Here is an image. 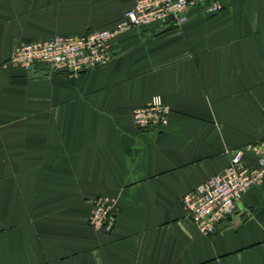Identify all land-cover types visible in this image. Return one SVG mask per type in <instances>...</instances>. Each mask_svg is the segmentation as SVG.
<instances>
[{
    "label": "crops",
    "instance_id": "obj_1",
    "mask_svg": "<svg viewBox=\"0 0 264 264\" xmlns=\"http://www.w3.org/2000/svg\"><path fill=\"white\" fill-rule=\"evenodd\" d=\"M135 3L0 0V264H264V178L210 236L182 205L264 138V0L132 28L77 76L4 65L20 44L113 30ZM153 98L168 124L139 132L132 111ZM98 197L115 203L110 233L88 225Z\"/></svg>",
    "mask_w": 264,
    "mask_h": 264
},
{
    "label": "built area",
    "instance_id": "obj_2",
    "mask_svg": "<svg viewBox=\"0 0 264 264\" xmlns=\"http://www.w3.org/2000/svg\"><path fill=\"white\" fill-rule=\"evenodd\" d=\"M190 7L200 8L207 15H216L219 0H136L113 30L89 31L80 36H55L44 42L17 45L4 65H17L28 73L44 68L47 74L58 72L77 76L94 68L109 65L115 59L110 42L132 28L158 25L161 28L181 27ZM170 108L159 98L132 111L136 127L141 131H160L168 124ZM250 153L256 166L244 164ZM264 178V138L232 151L224 170L203 181L182 197V205L200 234L213 235L224 221L234 214L242 196L261 184ZM116 206L106 197L92 202L89 225L108 233L114 228Z\"/></svg>",
    "mask_w": 264,
    "mask_h": 264
},
{
    "label": "rangeland",
    "instance_id": "obj_3",
    "mask_svg": "<svg viewBox=\"0 0 264 264\" xmlns=\"http://www.w3.org/2000/svg\"><path fill=\"white\" fill-rule=\"evenodd\" d=\"M133 119V118H132ZM134 122V121H133ZM134 126H135V128L139 131V132H146V131H141V130H139L137 127H136V125H135V123H134ZM224 170V169H223ZM221 173V172H220ZM219 174V173H218ZM88 225H89V223H88ZM89 227L90 228H92L90 225H89ZM93 229V228H92ZM95 230V229H94ZM112 231V230H111ZM110 231V232H111ZM103 232V231H102ZM110 232H108V233H110ZM103 233H105V232H103Z\"/></svg>",
    "mask_w": 264,
    "mask_h": 264
}]
</instances>
